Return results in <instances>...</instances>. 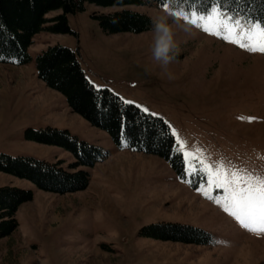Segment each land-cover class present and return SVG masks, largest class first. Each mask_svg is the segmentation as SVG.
<instances>
[{
	"label": "rangeland",
	"instance_id": "obj_1",
	"mask_svg": "<svg viewBox=\"0 0 264 264\" xmlns=\"http://www.w3.org/2000/svg\"><path fill=\"white\" fill-rule=\"evenodd\" d=\"M145 1L124 6L85 2L83 10L66 15L68 32L47 28L51 21L43 24L28 47L30 62H0V153L73 170L71 152L26 137L28 129L51 126L108 154L93 166L80 167L90 181L75 192L44 191L0 172V186L32 192L15 212L16 229L0 239V264H264L259 219L241 216L249 225L243 227L224 211H236L228 202L230 193L206 181V173L215 176L217 170L221 179L226 171L230 180L242 177L257 186L264 180V52L259 51L264 33L257 23L216 6L201 13L176 2L158 6ZM123 8L147 14L152 27L107 33L93 16ZM61 13L51 10L45 17ZM218 30L220 36L212 34ZM165 41L167 51L156 59L154 51ZM51 45L74 51L96 89H108L162 118L182 154L184 175L158 156L118 148L106 131L73 112L64 95L39 79L37 56ZM154 223L197 227L210 241L175 242L141 234Z\"/></svg>",
	"mask_w": 264,
	"mask_h": 264
},
{
	"label": "trees",
	"instance_id": "obj_2",
	"mask_svg": "<svg viewBox=\"0 0 264 264\" xmlns=\"http://www.w3.org/2000/svg\"><path fill=\"white\" fill-rule=\"evenodd\" d=\"M155 5L184 4L188 10L207 12L216 6L231 15H239L250 23L264 26V0H149ZM85 2L101 6L145 4V0H0V62L27 64L31 57L28 47L35 33L47 21V28L69 31L66 15L84 9ZM60 9L61 14L47 19L45 14ZM100 27L107 33H139L152 27L150 17L123 8L108 13H95ZM36 75L48 87L64 95L68 106L92 126L106 131L118 148L153 154L168 161L179 176L184 175V163L168 124L160 117L141 111L123 102L108 89H96L84 75L74 51L61 45H51L36 59ZM26 137L38 143L61 146L72 153L73 170L58 162L31 156L13 157L0 153V172L24 178L38 189L68 193L86 188L90 167L107 158V151L80 141L66 129L45 127L28 129ZM32 198V192L15 186H0V239L9 236L17 227L15 212ZM141 234L153 239L206 244L210 236L204 230L179 223H154L145 226Z\"/></svg>",
	"mask_w": 264,
	"mask_h": 264
},
{
	"label": "snow or ice",
	"instance_id": "obj_3",
	"mask_svg": "<svg viewBox=\"0 0 264 264\" xmlns=\"http://www.w3.org/2000/svg\"><path fill=\"white\" fill-rule=\"evenodd\" d=\"M235 23L238 24L239 21L237 20ZM256 26L261 27V31L264 33V26H261L259 22H257ZM204 31L207 32L208 29L205 28ZM212 34L217 36L221 35L219 30ZM221 38L230 43H238L237 40H229L228 36H222ZM238 46L244 48L245 44L241 42ZM259 51L264 52V44H261ZM144 111L147 112L148 109L145 108ZM235 175L236 174L233 173L234 177ZM206 181L213 187L230 193V196L227 199L236 211L230 212L229 207H224L226 213H230V215L234 216L246 229L249 228V225L245 224V221L241 216L253 222L259 219L261 224L259 231L264 232V180L260 181V186H257L250 180H244L242 177L230 180L226 171L223 179H221L220 173L217 170L215 176H212L211 173H206ZM205 195L207 194L205 193ZM216 203L219 204L220 202L216 201ZM251 230L257 231L255 228Z\"/></svg>",
	"mask_w": 264,
	"mask_h": 264
},
{
	"label": "clouds",
	"instance_id": "obj_4",
	"mask_svg": "<svg viewBox=\"0 0 264 264\" xmlns=\"http://www.w3.org/2000/svg\"><path fill=\"white\" fill-rule=\"evenodd\" d=\"M157 27H160L159 25H157ZM164 32L165 34H167L169 32V29L167 27L164 28ZM168 48V43L167 41L165 42H160L158 47L155 49L154 51V57L156 59H159L161 57L162 52H166ZM165 64H167L169 62V58H165Z\"/></svg>",
	"mask_w": 264,
	"mask_h": 264
}]
</instances>
